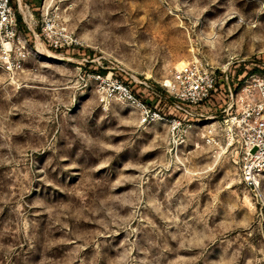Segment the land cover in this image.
Wrapping results in <instances>:
<instances>
[{"label":"rangeland","instance_id":"1","mask_svg":"<svg viewBox=\"0 0 264 264\" xmlns=\"http://www.w3.org/2000/svg\"><path fill=\"white\" fill-rule=\"evenodd\" d=\"M49 1L81 44L24 25L23 68H0V264H264V178L250 189L232 149L191 134L176 151L89 75L137 80L168 113L178 61L264 54V0Z\"/></svg>","mask_w":264,"mask_h":264},{"label":"built area","instance_id":"2","mask_svg":"<svg viewBox=\"0 0 264 264\" xmlns=\"http://www.w3.org/2000/svg\"><path fill=\"white\" fill-rule=\"evenodd\" d=\"M38 13L36 18L35 11L22 0H0V68L8 74L14 76L23 68L28 53L18 14L33 33L40 26L43 43L48 42L51 48L81 44L49 0L42 1ZM239 61L237 71L230 65L215 67L204 58H192L175 67L163 83L169 114L144 97L137 80L127 81L100 63L94 69L106 72L93 69L89 75L105 97L132 106L139 125L165 123L176 151L189 134L196 146L203 142L215 147L217 153L232 149L241 181L258 190L264 178V54ZM242 64L243 70H239Z\"/></svg>","mask_w":264,"mask_h":264},{"label":"trees","instance_id":"3","mask_svg":"<svg viewBox=\"0 0 264 264\" xmlns=\"http://www.w3.org/2000/svg\"><path fill=\"white\" fill-rule=\"evenodd\" d=\"M38 7H39V4L38 5H33L32 4V9L35 11V12H38ZM18 21H19V25H20V28H23L24 27V23L22 22V18L21 16L18 14ZM95 71H98V72H101V73H105L106 70L105 69H102V68H96L94 69Z\"/></svg>","mask_w":264,"mask_h":264},{"label":"bare ground","instance_id":"4","mask_svg":"<svg viewBox=\"0 0 264 264\" xmlns=\"http://www.w3.org/2000/svg\"><path fill=\"white\" fill-rule=\"evenodd\" d=\"M48 55H49L50 57L53 56V57L56 58V56H55L54 54L50 53V52H49ZM184 63H185V60L178 61V66H181V65L184 64ZM166 81H168V79H167ZM140 84H143V83L140 81Z\"/></svg>","mask_w":264,"mask_h":264}]
</instances>
